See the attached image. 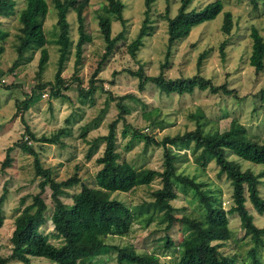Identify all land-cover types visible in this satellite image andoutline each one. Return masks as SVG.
<instances>
[{
  "label": "rangeland",
  "instance_id": "rangeland-1",
  "mask_svg": "<svg viewBox=\"0 0 264 264\" xmlns=\"http://www.w3.org/2000/svg\"><path fill=\"white\" fill-rule=\"evenodd\" d=\"M215 0H192L189 10L200 9ZM222 12L213 21L194 27L189 35L175 43L171 49L169 65L163 71L166 79L190 78L200 75L210 79L215 86L227 85L233 94H213L209 91L195 90L192 94L177 95L160 93L152 83H148L144 91L138 90V80L131 77L126 70L135 71L139 66L148 77H156L160 65L164 61L167 42V19L164 11L169 5V16H175L180 0H156L149 12L152 27L149 36L143 39V46L137 51L136 58L127 53V45L135 40L144 20L145 6L143 0H120L124 5L123 18L126 24L123 30V39L115 45L113 53L100 65L96 77V88L92 95L86 99L78 96V78L82 87H88L93 73L101 63L104 52L103 38L98 29V15L106 5L105 0H89L84 11V29L87 40L82 47V60L74 65L75 44L78 39L76 16L73 12L67 15L69 23V37L71 47L65 60L61 77L68 90H61L65 98H53L49 94L50 87L40 93L37 104L28 111L21 112L17 103L27 98L37 85L54 84V76L58 68V40L59 29L56 25L57 14L54 0H46L48 13L46 15L43 31L45 34V47L49 53L48 64L45 71L38 74L39 52L27 63H21L10 71L17 59L15 49L16 35L18 34V13L24 8L25 0H16L17 14L9 19L1 18V28L6 37L0 41V196L6 190V200L3 204L5 221L0 228V255L3 257L11 253L10 238L14 230L15 217L21 210L31 203V197L39 193L38 183L41 177H35L33 157L22 152L16 145L27 142L39 156L41 166L52 170V178L56 181H65L77 175L79 184L64 189L61 199L65 204L71 203V196L78 193L81 186L95 188V173L100 166L96 164L104 150L100 144L99 149L89 156V142L94 138L107 133L108 124L118 114L116 102L109 101L105 107L109 94L120 97L126 94L135 95V100H126L124 104L129 109L125 119L133 128L161 140L165 136L182 135L195 128V122L189 118L191 113L201 110L207 119V131L230 132L234 125L242 126L250 134L251 140L264 141V105L261 102V91H264V71L256 74L249 66L248 59L251 52L250 29L256 28L261 35L264 33V0H221ZM229 12L233 18V28L229 35L221 32L223 13ZM112 36L122 31L123 26L110 16ZM226 41L225 58L219 55V45ZM207 51L201 66L197 68L199 54ZM28 56V55H27ZM26 56V57H27ZM114 72H117L115 76ZM100 81V82H99ZM10 85L13 87L10 88ZM145 105V108L143 107ZM105 109L103 121L99 126L90 130L83 136V127L99 116ZM151 111L153 119H159L162 127L148 125V120L142 118V112ZM155 110L158 113H155ZM155 113V114H154ZM22 116V117H21ZM69 121V124L66 123ZM234 123V124H233ZM28 128L36 138L51 137L61 129L66 128L67 135L62 137L63 146H51L35 143L25 135ZM122 122L117 125V151L120 159L126 161L137 169L163 170V150L160 147H145L143 141L129 142V137L123 138ZM13 147L11 157L13 161L9 167L3 168L1 164L5 158L6 150ZM176 155V169L178 173L188 175L195 181L202 183L204 189L214 194L220 200L224 211L232 205V189L226 177L219 172L214 160L201 159L200 150L191 144L185 148L172 147ZM229 160L235 161L241 170L250 169L255 174L264 173V166H257L226 154ZM160 188V181L155 179L148 187H137L128 193H114L112 198L120 201L129 208L152 201V192ZM260 196L264 198V176L258 186ZM51 190L45 187L42 198L46 202L45 215L50 217L52 204ZM175 208L174 216L181 218L185 215L197 216L202 212L201 207L190 196L179 193L178 198L172 202ZM246 207L253 216L256 226L264 228V215H258L252 205L247 201ZM228 227L231 231L228 240L221 251L223 254L238 255L239 260L246 258L251 244L244 237L240 221L236 214L228 215ZM166 224L159 225L153 222L143 227V222L137 218L125 236H110L105 239L110 246L127 247L137 253H151L158 256L161 264H173L174 257L164 247L168 238L175 246L184 237L179 223L169 229ZM45 234L52 232L50 221L41 230ZM50 242L59 244L57 239L50 237ZM168 255L163 257L161 255ZM258 258L264 263V244L258 249ZM116 251L111 248L109 253L100 256L93 264H116ZM10 264H21L12 262ZM30 264H54L45 259H31Z\"/></svg>",
  "mask_w": 264,
  "mask_h": 264
},
{
  "label": "trees",
  "instance_id": "trees-1",
  "mask_svg": "<svg viewBox=\"0 0 264 264\" xmlns=\"http://www.w3.org/2000/svg\"><path fill=\"white\" fill-rule=\"evenodd\" d=\"M106 5L102 14L98 15V29L103 38L104 52L101 56V63L93 73L88 87H82L78 78L73 79L77 83L78 96L88 98L92 95L98 81L94 80L100 65L113 53L115 45L123 39V30L126 20L123 18L124 5L120 0H105ZM156 0H143L144 20L134 41L127 45V53L136 58L137 51L143 46V39L149 36L152 27L150 25L149 12ZM192 0H180L175 16H169V5L166 6L164 15L167 19V42L164 61L160 65L159 74L156 77L145 75L143 68L139 66L135 71L127 69L126 72L138 80V90L144 91L148 83H152L160 93L184 95L192 94L195 90L209 91L213 94H233L227 89V85L215 86L210 79L200 75L190 78L166 79L163 71L169 65L171 49L175 43L185 39L190 31L201 24L213 21L223 10L221 0H215L206 4L200 9L189 10ZM54 8L57 14L56 25L59 29L58 40V68L54 76V84L49 83L37 85L34 90L21 102H16L17 109L21 112L28 111L31 106L37 104L40 93L50 87L51 97L65 98L61 90H68L69 85L65 84L61 77L62 67L68 57L71 47L69 37V23L67 15L73 12L76 16L78 39L75 44L74 65L77 66L82 60V47L87 40L84 29V11L89 5V0H54ZM48 13L46 0H25L24 8L18 13V34L16 35L17 59L14 61L10 71L21 63L30 62L36 52H39L38 74L41 75L48 64L49 53L46 45L43 25ZM17 14L16 0H0V17L9 19ZM110 16L118 21L123 29L117 35L112 36ZM0 41L6 37V32L1 28ZM233 28L231 13H223L221 32L229 35ZM249 37L251 40V52L248 59L249 66L256 74L264 71V33L252 27ZM226 41L219 45V55L222 60L225 58ZM2 48H0V53ZM28 55V56H27ZM207 51L199 54L197 68L201 66L202 60L206 57ZM27 56V57H26ZM118 74L114 72L115 76ZM100 82V81H99ZM13 86L10 85L11 89ZM261 102L264 105V91H261ZM126 100H135V95L126 94L120 97H112L109 94V101L116 102L118 114L107 126V133L98 136L90 141L89 156L94 154L104 145L102 155L96 159L100 166L95 173V188L82 185L78 193L71 196V203L65 204L61 195L65 194L64 189L79 184L77 175H73L65 181H56L52 178V170L41 166L38 153L27 142L16 145L22 152L33 157L35 177H41L38 183L39 193L31 197V203L24 207L15 217L14 230L10 242L11 253L3 257L0 255V264L12 262L30 264L31 259H45L54 264H93L95 259L109 253L113 248L116 251V264H161L158 256L146 253H137L134 249L127 247L110 246L105 239L110 236H125L130 231L132 223L140 218L143 227H148L153 222L159 225L166 224L165 229L169 230L174 223H179L184 237L177 246L170 239H166L164 247L174 257L173 264H264L258 258V249L264 244V228L254 223L253 216L246 207L248 201L258 215H264V198L260 196L258 186L264 173L255 174L252 170H241L235 161L229 160L227 152L257 166H264V141L251 140L246 129L234 125L233 130L228 132L207 131V119L201 110L189 115L195 122V128L182 135L173 137L165 136L161 140L145 134L131 125L125 119L129 109L124 104ZM145 108V105H143ZM155 113H158L155 110ZM154 113V114H155ZM105 109H102L99 116L93 122L83 127V136L99 126L103 121ZM142 118L148 120V125L162 127L159 119H153L151 111L142 112ZM22 117V116H21ZM122 122L123 129L121 136L129 137V142L141 140L145 147L156 146L163 150V170L137 169L126 161L120 159L117 151V125ZM69 124V121H66ZM234 124V123H233ZM66 128L61 129L51 137L41 136L36 138L29 129L25 128V135L29 140L46 145L63 146V136L67 135ZM192 145L200 150L201 159L214 160L219 168L220 174L229 181L232 189V207L224 211L220 200L215 199L214 194L204 189V185L195 181L194 178L177 172L175 161L176 155L172 147L185 148ZM13 147L6 150L5 158L1 167L6 168L13 161L11 152ZM158 179L160 188L153 191L152 201L142 203L136 207L129 208L120 201L112 198L114 193H128L137 187H148ZM51 190L50 199L52 212L50 217L45 215L47 205L42 198L45 187ZM182 194L190 196L193 201L201 207L202 212L197 216L185 215L181 218L174 216L175 208L172 202ZM6 200V190L0 196V228L5 221L3 204ZM236 214L244 231V237L249 239L251 244L246 253V258L239 260L238 255L223 254L221 251L224 244L230 240L231 231L228 227V215ZM50 221L52 232L45 234L43 227ZM50 237L57 239L60 243L53 244ZM166 257L168 255H161Z\"/></svg>",
  "mask_w": 264,
  "mask_h": 264
}]
</instances>
